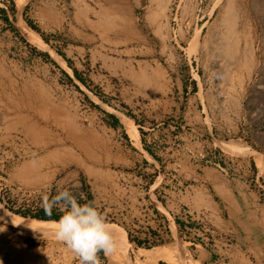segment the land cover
<instances>
[{"label": "rangeland", "instance_id": "374dc122", "mask_svg": "<svg viewBox=\"0 0 264 264\" xmlns=\"http://www.w3.org/2000/svg\"><path fill=\"white\" fill-rule=\"evenodd\" d=\"M263 5L0 0V264H79L54 236L8 220L62 190L92 196L135 264L161 245L172 257L155 264H200L199 243L222 240L264 264ZM216 208L218 223L205 216Z\"/></svg>", "mask_w": 264, "mask_h": 264}, {"label": "clouds", "instance_id": "9594fccd", "mask_svg": "<svg viewBox=\"0 0 264 264\" xmlns=\"http://www.w3.org/2000/svg\"><path fill=\"white\" fill-rule=\"evenodd\" d=\"M42 206L46 215L54 208L62 213L53 234L79 258V264H100L99 253L108 256L117 251L118 242L106 218L93 205L79 203L70 191L44 195Z\"/></svg>", "mask_w": 264, "mask_h": 264}, {"label": "bare ground", "instance_id": "6f19581e", "mask_svg": "<svg viewBox=\"0 0 264 264\" xmlns=\"http://www.w3.org/2000/svg\"><path fill=\"white\" fill-rule=\"evenodd\" d=\"M254 1V0H252ZM262 1V0H261ZM161 2V1H160ZM158 2V3H160ZM234 2V1H233ZM25 3V0H20V5L23 6ZM235 3V2H234ZM248 3V2H247ZM254 3V2H253ZM262 3V2H261ZM247 5V4H246ZM253 5V4H252ZM256 5V4H255ZM254 5V6H255ZM230 6V4H229ZM264 6V5H263ZM236 7V6H235ZM249 7V6H248ZM228 8V7H227ZM264 8V7H263ZM261 8L262 10H264ZM250 10V9H249ZM257 12V11H256ZM261 12V11H260ZM160 13V12H159ZM244 14V13H243ZM257 15V14H256ZM253 16V15H252ZM255 16V15H254ZM254 18V17H253ZM20 28L22 29L23 35L27 38L28 41L32 43H38L40 45H47L46 42L42 39V37L37 34L35 31L30 29L26 23L21 21ZM238 49V48H237ZM251 50V49H250ZM239 51V50H238ZM252 51V50H251ZM233 53V52H232ZM238 53V52H237ZM247 54V53H246ZM251 54V53H250ZM264 54V53H263ZM255 55V53H254ZM57 59H59L61 62H63V59L61 56L56 55ZM251 56V55H250ZM253 57V54H252ZM233 67V66H232ZM133 136H136V132L132 130ZM229 146V145H228ZM233 147V146H231ZM234 147H236L234 145ZM8 220L10 223V226L12 228H15L16 230L26 233L27 235H44V236H54V230L56 227V221L52 220H37V219H29L24 218L15 214H8ZM117 240V239H116ZM118 247L117 251L114 254L108 255L110 259H115L116 256L119 257V255H123V258L126 259V263H134L135 258L138 256V253L131 252L130 250L124 248L122 244L117 240ZM179 247V246H178ZM171 247L168 248L165 245H161L155 248V250L150 249H143L144 258L140 261V263L136 264H155L159 259H163L167 256H171L170 254L173 253V250H170ZM184 252V251H183ZM185 255V254H184ZM174 256V255H173ZM191 256V255H189ZM122 257V256H121ZM172 257V256H171ZM175 257V256H174ZM192 257V256H191ZM185 258V257H184ZM187 258V257H186ZM170 259V258H169ZM182 259V258H181ZM180 259V260H181ZM116 260V259H115ZM118 260V259H117ZM120 260V259H119ZM171 260V259H170ZM175 260V258H174ZM123 261V260H121ZM125 262V261H124ZM179 262V261H177ZM172 263V261H171ZM135 264V263H134ZM179 264H191V259L188 261L182 259V261Z\"/></svg>", "mask_w": 264, "mask_h": 264}, {"label": "crops", "instance_id": "0c3cea01", "mask_svg": "<svg viewBox=\"0 0 264 264\" xmlns=\"http://www.w3.org/2000/svg\"><path fill=\"white\" fill-rule=\"evenodd\" d=\"M74 33L76 37L83 38L86 41L97 40L95 36L86 32H81L78 30L74 31ZM201 189L205 190V186H202ZM225 191L226 195L231 199L230 201H232L231 203H229L230 206H226L225 208L231 211L233 213V216H235L236 214H238L237 211L240 203L234 196H232L230 190H228V192L227 190ZM205 214V216L209 219H215L217 223L220 221L219 208L212 209L211 212H205ZM229 223L231 224L232 222L230 221ZM222 225L226 226L227 223L222 222ZM228 227H230L229 224ZM202 240L203 239H201L200 241ZM197 252H199L200 264H260V262L255 261V258H253L251 254L241 249L238 245L234 246L233 244L225 243L223 240L222 242H216L215 244L210 245H207V243L202 241V243H199V250H197Z\"/></svg>", "mask_w": 264, "mask_h": 264}, {"label": "trees", "instance_id": "16d2710c", "mask_svg": "<svg viewBox=\"0 0 264 264\" xmlns=\"http://www.w3.org/2000/svg\"><path fill=\"white\" fill-rule=\"evenodd\" d=\"M0 13H3L4 17H5V20L6 21H9V17L7 15V11L5 9H1L0 8ZM28 24L35 30L39 31V29L30 21H27ZM67 61H69L67 58H65ZM75 74L78 76V72L75 70ZM195 85H196V82H194ZM114 121V125H119L120 124V120L118 117H116L115 115H112V114H108ZM128 137V136H127ZM85 203H88V204H91L94 206L93 204V198L92 196H89V199L88 200H84L81 202V204H85ZM13 211V210H12ZM14 213H16L17 215H20L22 217H26V218H33V219H38V220H56L58 221V219L60 218V215L62 214L60 211H57L56 208H54L52 210V214L51 215H46L45 214V211L43 209V206L41 208L38 209L37 212H22V211H13ZM116 236V234H115ZM118 239L119 236H117ZM140 246H143V244L141 242H138Z\"/></svg>", "mask_w": 264, "mask_h": 264}]
</instances>
